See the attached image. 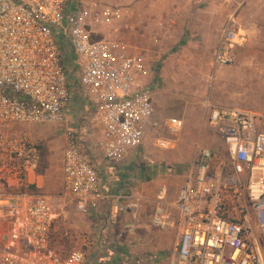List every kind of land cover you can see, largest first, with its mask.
Returning a JSON list of instances; mask_svg holds the SVG:
<instances>
[{
    "label": "built area",
    "instance_id": "1",
    "mask_svg": "<svg viewBox=\"0 0 264 264\" xmlns=\"http://www.w3.org/2000/svg\"><path fill=\"white\" fill-rule=\"evenodd\" d=\"M128 14L105 0H0V149L11 145L12 152L3 162L0 157V178L15 181L6 191L0 188V264H86L82 250L64 252L54 243L53 197L20 190L32 184L28 176L37 173L40 156L13 130L17 124L66 121L72 76L65 45L75 56L73 67L92 109L88 124L98 128L96 146L105 158L123 160L158 127L155 60L145 42L134 40L139 27ZM234 22L215 50L219 65L231 64L247 41ZM207 106L226 143L227 162L215 165L214 150L197 146L176 198H168L166 185L159 188L153 223L178 236L176 257L165 264H264V130L249 112ZM184 124L179 117L166 121L172 133ZM65 135L63 193L89 214L107 196L80 134L69 128ZM172 141L160 136L156 143L169 148ZM142 204L140 198L114 201L110 218Z\"/></svg>",
    "mask_w": 264,
    "mask_h": 264
},
{
    "label": "rangeland",
    "instance_id": "2",
    "mask_svg": "<svg viewBox=\"0 0 264 264\" xmlns=\"http://www.w3.org/2000/svg\"><path fill=\"white\" fill-rule=\"evenodd\" d=\"M105 1L129 11L128 18L139 27L133 34L134 40L145 42L152 50L155 60L152 89L159 124L158 127L150 130L145 143L127 157L130 158L129 163H131L127 167L137 171V174L138 171L145 174L144 169L147 168L167 174L177 191L186 178L197 146L211 147L214 150L215 165L222 161L227 162L226 143L210 122L208 103L249 112L255 117L258 128L264 130V33L254 34L252 41L248 36L247 41L236 48L235 60L231 64L219 65L214 57L221 34L229 22L235 20L237 25L244 28L241 17L245 11L244 2L236 0ZM139 6L141 10H138ZM215 11L219 14L214 15ZM155 38L158 39L157 42ZM65 50L67 53L71 52V48L66 45ZM66 64L72 76L70 80L72 97L68 106L71 111L68 118L70 122H76L85 110L92 113V109L87 106L85 94L79 84L78 69L73 67V64L69 65L70 62L66 61ZM171 117H179L185 121L184 127L179 132L172 133L166 127V121ZM49 126L17 124L13 130L17 136L26 138L27 143L46 141L49 147L48 139L51 134L48 130L51 128ZM88 133L90 140L94 142L98 128L93 127V131L91 129ZM160 136L171 137L173 139L171 147H158L155 139ZM10 150L11 145L0 149L1 162L11 156ZM91 150L93 155L102 160L103 156L96 145ZM109 163L113 164L110 161ZM117 173L113 172L114 175L120 176V173ZM21 174L22 172L18 176L21 177ZM14 182L12 179L9 183L7 179L0 178L1 190L10 189L11 183ZM55 210L56 214H59L53 234L56 246L64 252L80 249L87 254L88 259L95 256L96 248H91V244L92 239L97 240L94 235L104 231L100 228V222L92 220L91 216L80 214L73 205L65 209L57 206ZM149 216H151L150 209L143 205L140 212L136 216L129 217L127 221L135 227L139 222L150 225L144 220ZM140 231V227L137 226L134 232L129 230L126 233L138 234ZM110 232L105 233L110 236ZM171 234L170 240L175 244L176 234L174 232ZM144 237L126 241L118 235L114 240L107 236L106 242L109 247L119 249L120 253L121 250L127 251L130 256L127 258L128 262L123 264H129L133 258L143 260V257L151 253L159 252L155 245L146 247L152 240L146 242Z\"/></svg>",
    "mask_w": 264,
    "mask_h": 264
},
{
    "label": "crops",
    "instance_id": "3",
    "mask_svg": "<svg viewBox=\"0 0 264 264\" xmlns=\"http://www.w3.org/2000/svg\"><path fill=\"white\" fill-rule=\"evenodd\" d=\"M236 1H242L244 2V4H246L244 8V14H242L241 17L243 20L244 29L247 33V39L248 36H250V40L252 41L254 40V34L264 33V0ZM141 6H139L138 10H141ZM236 10H239L238 6L236 7ZM213 13L214 15L219 14L217 11ZM151 81H153L154 84L153 73ZM86 103L87 106H89L88 102ZM70 111L71 110H69V108L66 109L65 122L54 123L53 125L46 124L50 125L49 127H51L50 129H48L51 131L50 137L48 139L50 147L49 167L47 168L44 174L30 173L28 176V179L32 184H36L38 187L43 188L44 193L50 194L51 197H53L55 209L57 208V206H60L61 209L68 208L71 205L76 207L75 204L70 199H68L63 193V164L64 148L66 145V129L72 128L76 133L80 134V137L84 141L83 145L90 152L91 155H93L91 149L94 148V146L96 145L97 139L96 135L94 142H92L89 137L88 132H90L91 129L93 131V128L88 124V111L85 110L84 114L79 119H77L76 122H70V119L68 118V115H70ZM155 117L157 119L156 110ZM158 138L159 137L155 139V143ZM101 155L104 159L102 158L101 160L96 155H93V160L95 167L99 171L101 190L103 193H105V196L107 197L102 198L99 201V207L96 210H93L89 214H80L85 216H91L92 220L100 222V228L104 231H101L100 233L94 235L95 237H97V240L92 239L91 248H96L95 256L89 257L90 259L87 258L86 264H123L125 262H128L127 258L130 256V254H128L127 251L120 249L122 251L120 253L119 249L115 250L112 246L109 247L108 242H106V239H108L106 238L107 236L110 237V239L114 240V238H116V235L126 241L129 239H143L145 235L146 236L144 237V239L146 240V242L148 240H152L150 243H147L146 247H153L155 245L156 250H158L159 252L153 254L151 253L148 256L143 257V261L145 262L150 259L152 260V262H150L152 264H165L171 259H174L177 254V242L175 244H172L170 238L172 235L171 233L174 232L176 234V238L178 239L177 232L175 230L156 226L153 223V215L155 208L154 200L156 198L159 188L162 185L167 186L168 198L170 200H174L176 198L179 189L176 191V189L172 186L171 180L169 179V176L167 174L158 173L151 168H147V170L144 169L145 174H143L142 171H138L137 174V171L127 167L131 164L129 163L130 158L127 159L130 154L121 161L109 160L104 157L102 152ZM109 161L113 162V164H110ZM114 171L120 173V176L114 175ZM106 172H109V174H105ZM134 198H140V200H143V204L141 206L144 205V207H148L151 212V216L146 217V219H144L147 220L150 225H148L147 223L139 222V225L137 226L140 227L141 231L138 234L133 233L137 226L135 227L134 224H129L127 220L131 216H136L140 212L141 207L136 210H130L128 212L119 213L115 220H112L110 218V208L114 201H127ZM58 215L59 214H56L55 210L53 234L57 226L56 222H58ZM129 230H132L133 232L127 234L126 232ZM108 231H111L110 236L106 234L108 233ZM116 232L119 233L117 234ZM141 247L143 246L141 245Z\"/></svg>",
    "mask_w": 264,
    "mask_h": 264
},
{
    "label": "trees",
    "instance_id": "4",
    "mask_svg": "<svg viewBox=\"0 0 264 264\" xmlns=\"http://www.w3.org/2000/svg\"><path fill=\"white\" fill-rule=\"evenodd\" d=\"M65 60L67 61V63L70 62L69 65H71V66H72V64L74 65V61H75L74 54L72 52H70V53L66 52L65 53ZM35 146L38 149L39 156H40L39 164L37 167V174H44L45 171L47 170V168L49 167L50 149H49L46 141L35 143ZM20 190L28 191L31 193L43 192L41 187H38L36 184H30L27 182H25L24 187ZM150 262H152V260H150V259L145 262L143 260L133 258L131 263H129V264H147Z\"/></svg>",
    "mask_w": 264,
    "mask_h": 264
},
{
    "label": "bare ground",
    "instance_id": "5",
    "mask_svg": "<svg viewBox=\"0 0 264 264\" xmlns=\"http://www.w3.org/2000/svg\"><path fill=\"white\" fill-rule=\"evenodd\" d=\"M0 203H2V201H0ZM3 203H4V201H3Z\"/></svg>",
    "mask_w": 264,
    "mask_h": 264
}]
</instances>
